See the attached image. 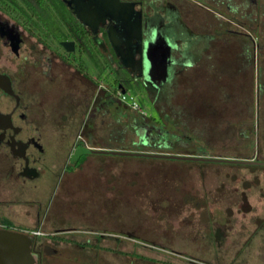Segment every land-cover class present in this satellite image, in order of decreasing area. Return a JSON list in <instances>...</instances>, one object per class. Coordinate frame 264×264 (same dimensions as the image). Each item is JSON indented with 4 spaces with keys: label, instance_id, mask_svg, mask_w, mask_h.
<instances>
[{
    "label": "rangeland",
    "instance_id": "374dc122",
    "mask_svg": "<svg viewBox=\"0 0 264 264\" xmlns=\"http://www.w3.org/2000/svg\"><path fill=\"white\" fill-rule=\"evenodd\" d=\"M185 7L178 34H167L181 62L170 80L150 96L140 83L127 87L125 102L133 97L146 113H136L138 124L61 102L36 117L56 128L42 137L51 168L32 184L0 181L20 193L9 202L26 214L16 229L36 230L35 212L44 228L66 230L74 247L99 255L98 264H264V166L129 154L264 161L263 39L225 33L224 13ZM105 78L109 97V64ZM66 254L79 260L53 264L95 263L77 249Z\"/></svg>",
    "mask_w": 264,
    "mask_h": 264
},
{
    "label": "flooded vegetation",
    "instance_id": "af4514ba",
    "mask_svg": "<svg viewBox=\"0 0 264 264\" xmlns=\"http://www.w3.org/2000/svg\"><path fill=\"white\" fill-rule=\"evenodd\" d=\"M187 4L204 6L217 15L224 13L218 28L225 33L251 40L255 35L264 41V0H0V76L9 79L12 93L0 87V113L4 115L0 120V181L32 184L51 168L42 137L44 129L56 128L48 122L41 126L36 118L47 106L61 102L70 110L91 108V118L107 108L113 118L121 115L138 124L140 118L118 97L138 83L148 96L150 88L162 91L175 65L181 63L167 34H178L176 21L186 14ZM110 33L116 35L117 50ZM121 35L136 37L130 41ZM107 42L113 56L108 54ZM65 44H73L69 47L73 50ZM147 46L158 49L149 59L144 54ZM129 53H133L134 63L124 67L121 60ZM108 64L113 76L109 97L105 84ZM90 66L96 74H90ZM139 135L143 141V134ZM76 154H70V164ZM10 186L0 188V231L28 235L34 264L78 261V255L67 256L69 249L100 263L94 251L79 249L74 240H65L68 231L44 228L35 212H30L29 223L39 235L16 229L26 214L9 204L10 199L20 196Z\"/></svg>",
    "mask_w": 264,
    "mask_h": 264
},
{
    "label": "water",
    "instance_id": "95a60500",
    "mask_svg": "<svg viewBox=\"0 0 264 264\" xmlns=\"http://www.w3.org/2000/svg\"><path fill=\"white\" fill-rule=\"evenodd\" d=\"M140 27V26H139ZM140 28L136 35L139 36ZM136 35H125L126 40L132 41ZM110 40L114 49H118L116 44V39L113 34H109ZM122 38L123 35H121ZM66 48L69 51H72L73 44H65ZM155 47H146L144 54L146 58L155 56L158 49L155 51ZM131 51V50H130ZM133 53H129L126 56H123L124 67H131L134 63ZM147 59V61H148ZM142 62L140 64V69L142 70ZM5 82V83H4ZM7 84V87H6ZM9 79L7 77L0 76V87L5 89L7 94H12L9 87ZM11 88V87H10ZM122 94H126L124 91ZM4 115L0 113V120L3 119ZM8 117V116H7ZM92 151L93 150H89ZM88 151V153H89ZM131 156L135 157H154L161 158L166 160H179V161H191V162H210V163H219V164H232L240 166H264V162L255 161V160H239V159H223V158H210L204 156H182V155H172V154H144V153H129ZM31 244L32 241L30 237L26 234H19L10 231H0V264H34V260L31 254Z\"/></svg>",
    "mask_w": 264,
    "mask_h": 264
},
{
    "label": "built area",
    "instance_id": "2783aa9c",
    "mask_svg": "<svg viewBox=\"0 0 264 264\" xmlns=\"http://www.w3.org/2000/svg\"><path fill=\"white\" fill-rule=\"evenodd\" d=\"M124 95V96H122ZM125 95L126 94H120L119 96L122 97L121 98V102L127 107L129 108L131 111L137 113L138 115L142 116L145 115V111L143 110L142 106L132 97L130 102H125ZM32 235H39L38 231H33L31 233Z\"/></svg>",
    "mask_w": 264,
    "mask_h": 264
},
{
    "label": "trees",
    "instance_id": "16d2710c",
    "mask_svg": "<svg viewBox=\"0 0 264 264\" xmlns=\"http://www.w3.org/2000/svg\"><path fill=\"white\" fill-rule=\"evenodd\" d=\"M138 118H140V117H138ZM87 155H89V153H86L85 155H83V157H85V156H87ZM251 160H254V159H251ZM258 161V160H257ZM262 162H264V161H262Z\"/></svg>",
    "mask_w": 264,
    "mask_h": 264
}]
</instances>
